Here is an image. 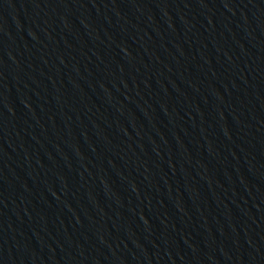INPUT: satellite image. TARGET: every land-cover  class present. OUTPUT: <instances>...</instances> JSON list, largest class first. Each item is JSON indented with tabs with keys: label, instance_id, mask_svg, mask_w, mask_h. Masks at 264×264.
Instances as JSON below:
<instances>
[{
	"label": "water",
	"instance_id": "water-1",
	"mask_svg": "<svg viewBox=\"0 0 264 264\" xmlns=\"http://www.w3.org/2000/svg\"><path fill=\"white\" fill-rule=\"evenodd\" d=\"M232 91L256 264H264V0H227Z\"/></svg>",
	"mask_w": 264,
	"mask_h": 264
}]
</instances>
